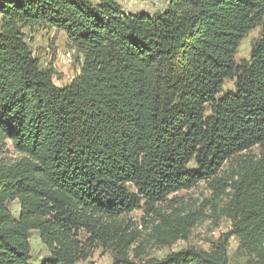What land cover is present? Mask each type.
Listing matches in <instances>:
<instances>
[{"label": "trees", "instance_id": "trees-1", "mask_svg": "<svg viewBox=\"0 0 264 264\" xmlns=\"http://www.w3.org/2000/svg\"><path fill=\"white\" fill-rule=\"evenodd\" d=\"M47 24L84 56L67 85L28 41ZM8 143L20 156L0 160V264H31L35 230L42 264L85 262L96 247L136 264L119 218L202 181L229 190L232 228L211 250L141 264H230L233 237L246 264H264V0H169L157 16L116 0H0V151ZM162 217L164 245L190 236L193 216Z\"/></svg>", "mask_w": 264, "mask_h": 264}, {"label": "rangeland", "instance_id": "rangeland-1", "mask_svg": "<svg viewBox=\"0 0 264 264\" xmlns=\"http://www.w3.org/2000/svg\"><path fill=\"white\" fill-rule=\"evenodd\" d=\"M125 13H146L150 16H157L166 11L169 0H116ZM262 28L257 26L241 40L239 51L236 55L237 62L249 60L252 54V45L261 37ZM30 46L45 66L54 68L55 80L59 85H67L80 72L84 62V56L75 53V49L68 45V34L58 30L54 26H36L27 30ZM72 50L73 61L65 62L66 51ZM74 50V51H73ZM234 80L224 82V91L235 88ZM258 147L251 151L258 153ZM20 154L8 143L4 150L0 151V160L13 162ZM230 168V164L225 169ZM231 199L228 191L219 195L213 189L210 182L202 181L190 189H183L172 194L159 203L155 209L140 207L126 216L119 218L124 231L131 233L135 241L129 249L130 259L136 264H141L150 258H165L170 252L182 250L187 246H195L199 249L211 250L224 233L232 228L231 219L224 214V208ZM9 206L15 217L19 215L20 203L18 200L9 202ZM184 214L194 217L195 223L191 227L190 236L180 239L172 244H163L156 236V229L162 225L164 215H170L174 219L181 218ZM32 247L31 264H42L50 256V252L41 239L38 230L32 231L30 235ZM230 264H246L249 255L239 247L236 237L231 238L229 248ZM88 261L76 264H114L113 253L96 247Z\"/></svg>", "mask_w": 264, "mask_h": 264}, {"label": "built area", "instance_id": "built-area-1", "mask_svg": "<svg viewBox=\"0 0 264 264\" xmlns=\"http://www.w3.org/2000/svg\"><path fill=\"white\" fill-rule=\"evenodd\" d=\"M73 56H74V54L72 53V50H67L66 51V56H65V62L66 63H71L73 61Z\"/></svg>", "mask_w": 264, "mask_h": 264}]
</instances>
